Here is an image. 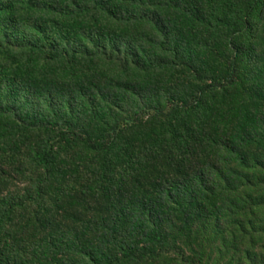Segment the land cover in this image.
<instances>
[{
	"label": "trees",
	"instance_id": "1",
	"mask_svg": "<svg viewBox=\"0 0 264 264\" xmlns=\"http://www.w3.org/2000/svg\"><path fill=\"white\" fill-rule=\"evenodd\" d=\"M260 21L264 0L242 9L233 0H0L3 137H38L24 158L7 156L30 175L16 195L0 196V264H153L168 254L162 247L210 230H225L222 261L264 264V243L255 253V241L264 242ZM137 27L143 43L153 38L149 49L139 51ZM197 48L222 56L226 80L207 74L200 81L210 85L165 113L143 77L152 69L141 63L181 66ZM97 57L123 64L105 89L76 87V76L59 79L60 89L42 85L49 65ZM234 92L242 122V108L214 106ZM149 114L157 123L144 128ZM68 170L86 172L88 185L71 187ZM85 196L99 200L106 215L58 228L54 209ZM244 243L242 258L228 261V245Z\"/></svg>",
	"mask_w": 264,
	"mask_h": 264
},
{
	"label": "rangeland",
	"instance_id": "2",
	"mask_svg": "<svg viewBox=\"0 0 264 264\" xmlns=\"http://www.w3.org/2000/svg\"><path fill=\"white\" fill-rule=\"evenodd\" d=\"M251 0H233L234 4L242 9L247 7L248 3ZM173 22V25L176 24L178 31L184 29V22L179 20V16ZM184 20V18H182ZM264 22L260 21V34L258 36L257 49L261 53L264 50ZM133 33L135 40L138 41V49L141 51V47L144 45L147 49L153 46V38H146V41L143 43L139 27L133 28ZM150 31V30H149ZM152 33V31H150ZM203 49V48H202ZM184 58V57H183ZM193 59V60H192ZM183 59L181 66L175 64H169L167 68H153L154 62L150 63H141L143 68L147 70L152 69L148 73L146 72L143 77L146 80V83L151 85L155 92L153 95V102L161 108L165 113L170 111L169 109L173 107V102L181 99L183 96L188 95L191 91L198 88H204L207 85H210L209 81H200L201 78L207 74L213 73L218 77L219 82L224 83L226 78L224 77L225 71L222 64V56L219 53H211L209 51H204L198 49L194 52L193 58ZM123 69V64H120L116 59H106L103 60L100 57L95 58L93 61H83L78 59L75 62L66 61L59 65H49L45 71H42V76L47 77V82H44V86L51 88H63L59 79H66V77L71 78V76H76L77 83L75 86L78 87L81 85V82L84 84L86 90H96L99 88L105 89L106 79H111V75L121 72ZM69 83V81H68ZM69 85V84H68ZM237 92L231 94L229 98L221 99L217 97L215 99L216 108L221 109L223 106H231L234 104L236 112L242 108V112L239 117L241 122L246 118L244 112L242 101L236 96ZM175 97V99H173ZM175 100V101H174ZM211 102L213 100H210ZM121 103L124 106L132 105V101L129 99L121 100ZM249 112H253L248 111ZM136 117L134 118V120ZM156 120L152 114H149L144 118L142 126L144 128L154 127ZM6 124L0 121V196L5 195L7 192L13 193L16 195L19 192V189L23 187V184L29 177V170L24 167L22 172L17 171V165L10 164L8 162V157L11 153H17L21 158H24V154L37 147L38 137L32 133H27L24 136V139L17 143V140L20 137L15 139H5L3 135L7 132ZM128 134L129 129L124 131V134ZM16 136V135H15ZM22 138V137H21ZM16 141V143H15ZM70 170V169H69ZM66 171L65 177L69 180L70 186L74 189H78V185L83 183L88 185V174L86 172L75 174L76 170ZM83 174V180L79 181V178ZM54 193H57V190L60 189V185H57L54 189ZM84 198V199H83ZM79 199H72L67 201H75L71 204L59 205L54 209V214L56 215L55 224L58 228L69 230L75 228L78 224L83 221L94 217H103L106 215L105 206L101 205L99 200L96 202L92 196H85ZM82 226L79 227V229ZM198 234V235H196ZM225 235V230H210L205 233H194L189 235L188 238L181 237L176 240V244L172 243L162 247L164 252L168 254L162 258L157 263L153 264H227L228 262L222 261L221 256L217 253V250H220V241ZM231 242L233 239L229 238ZM246 240V239H245ZM247 242V240L245 241ZM261 238H258L255 241L256 250L255 253H258L260 247L263 245ZM226 249L228 253V261L232 256L242 258L245 250L248 251V246L244 243L242 248L239 250H234L233 246L228 245ZM232 247V250L230 248ZM161 248H156V251H159ZM224 249L221 250V253L226 254ZM263 252V251H262ZM261 253V252H260Z\"/></svg>",
	"mask_w": 264,
	"mask_h": 264
}]
</instances>
